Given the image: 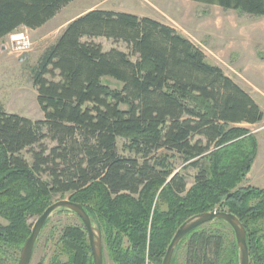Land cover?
<instances>
[{
	"label": "trees",
	"instance_id": "trees-1",
	"mask_svg": "<svg viewBox=\"0 0 264 264\" xmlns=\"http://www.w3.org/2000/svg\"><path fill=\"white\" fill-rule=\"evenodd\" d=\"M74 1L0 0V41L42 27ZM188 1L264 17V0ZM98 38L128 53L103 51ZM32 85L42 120L0 107V264L15 262L29 218L65 195L99 229L112 264H161L176 230L212 211L239 220L249 264H264V189L241 187L257 143L234 127L258 124L263 113L189 40L150 18L91 10L46 49ZM175 159L196 170L190 188ZM207 224L177 245L184 264H238L234 237L217 228L227 224ZM55 248L49 264H93L81 222L64 226Z\"/></svg>",
	"mask_w": 264,
	"mask_h": 264
},
{
	"label": "rangeland",
	"instance_id": "rangeland-1",
	"mask_svg": "<svg viewBox=\"0 0 264 264\" xmlns=\"http://www.w3.org/2000/svg\"><path fill=\"white\" fill-rule=\"evenodd\" d=\"M91 10L146 17L170 26L197 47L204 54L208 64L219 67L225 76L247 91L251 97L256 99L261 96L260 91L264 88V17H251L188 0H75L42 27L36 30L20 27L0 41V107L6 113L31 121L43 119L36 102L32 73L40 57L56 41L66 25ZM14 37L27 41L28 49L16 50L17 42L12 40ZM94 41L101 45L103 51L117 49L128 53L126 46L121 42L115 43L103 38ZM134 59L132 58L133 61ZM256 73H259L260 77L255 75ZM102 83L112 89L120 88L119 83L109 78L103 79ZM234 127L243 128L255 137L261 126ZM117 145L120 150L122 141L118 140ZM263 155L259 154L254 168L252 171L250 169L241 187H264L262 169L258 172L259 175L256 173V163L263 162ZM26 158L29 159L28 156ZM171 162L176 171L186 175L187 188H190L196 170H183L178 159ZM64 199H68V195L57 196L52 203ZM36 220V217L29 218L28 223L33 226ZM0 223L4 222L0 219ZM79 223L80 220L72 213L51 214L38 235L29 264H49L62 228ZM203 228L213 227L212 224H205ZM217 228L229 241L234 237L228 225L220 224ZM184 252L185 247L182 245L175 251L172 264H184ZM18 258L19 253L13 258L15 262L8 261L6 264H17ZM103 264H112L104 247Z\"/></svg>",
	"mask_w": 264,
	"mask_h": 264
},
{
	"label": "water",
	"instance_id": "water-1",
	"mask_svg": "<svg viewBox=\"0 0 264 264\" xmlns=\"http://www.w3.org/2000/svg\"><path fill=\"white\" fill-rule=\"evenodd\" d=\"M58 210H66L74 214L80 220L87 232L93 264H103V244L99 229L93 223L92 219L87 215L82 206L75 204L68 199L58 200L52 203L36 220L31 228L28 239L26 240L20 251L17 264L30 263L33 248L41 229L43 228L51 214ZM215 220L223 221L232 230L236 243L238 264H249L245 230L234 215L224 211H212L196 215L185 221L176 230L173 238L167 246L161 264H171L177 245L188 233L200 226H203Z\"/></svg>",
	"mask_w": 264,
	"mask_h": 264
},
{
	"label": "crops",
	"instance_id": "crops-1",
	"mask_svg": "<svg viewBox=\"0 0 264 264\" xmlns=\"http://www.w3.org/2000/svg\"><path fill=\"white\" fill-rule=\"evenodd\" d=\"M255 75H257L258 77H260V74L259 73H256ZM245 92H247V91H245ZM260 95L261 96H258V98H256V99L254 97H251V95H250V97L254 100V102L257 104V106L259 107V109L263 113V119H262V121L260 123H258V124H255V125H260L261 127L257 130L256 135H255V139H256V143H257V151H256L255 160H254V162L252 164V167H251V171L254 168V164H255V162H256L259 154L260 153L264 154V88L260 91ZM246 126H252V125H246ZM263 157H264V155H263ZM256 164H257L256 173L259 175L258 172H260V170L262 169V172L264 174V159H263V162L262 163H256ZM263 178H264V175H263ZM258 181L260 182V180H258ZM261 189H264V187H262Z\"/></svg>",
	"mask_w": 264,
	"mask_h": 264
},
{
	"label": "built area",
	"instance_id": "built-area-1",
	"mask_svg": "<svg viewBox=\"0 0 264 264\" xmlns=\"http://www.w3.org/2000/svg\"><path fill=\"white\" fill-rule=\"evenodd\" d=\"M17 42L16 46H15V49L18 50V51H24L26 49H28V42L27 41H24L22 38H19V40L15 41Z\"/></svg>",
	"mask_w": 264,
	"mask_h": 264
},
{
	"label": "bare ground",
	"instance_id": "bare-ground-1",
	"mask_svg": "<svg viewBox=\"0 0 264 264\" xmlns=\"http://www.w3.org/2000/svg\"><path fill=\"white\" fill-rule=\"evenodd\" d=\"M12 40H13V41H17V40H19V38L14 37Z\"/></svg>",
	"mask_w": 264,
	"mask_h": 264
}]
</instances>
